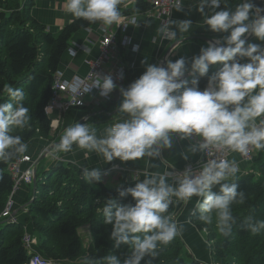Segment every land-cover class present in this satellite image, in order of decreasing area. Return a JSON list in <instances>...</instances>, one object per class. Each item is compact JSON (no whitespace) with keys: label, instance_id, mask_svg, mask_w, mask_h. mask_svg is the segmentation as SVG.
I'll return each instance as SVG.
<instances>
[{"label":"clouds","instance_id":"9594fccd","mask_svg":"<svg viewBox=\"0 0 264 264\" xmlns=\"http://www.w3.org/2000/svg\"><path fill=\"white\" fill-rule=\"evenodd\" d=\"M122 4L124 0H66L64 10L89 23L138 26L135 16L130 23L124 22ZM193 6L203 17L201 26L226 35L201 46L199 55L191 58L190 67L183 56L174 61L166 59L160 65L148 63L145 57L141 61L145 65L143 73L127 87L119 86L116 112L123 118L108 124L100 135L96 127L85 122L68 125L56 145L59 151L71 152L75 145L96 153L105 162L147 157L151 169L159 167L154 161L162 158L164 149L172 148L174 137L190 141L187 152L192 154L210 148L241 155H248L250 148L264 150V43L247 39L254 36L264 42V5L240 0L233 8L228 6V0H195L189 11ZM170 7L183 11L184 0H172ZM167 17L156 29L166 39L175 41L178 35L192 29L190 19H172L170 13ZM68 51L76 54L73 48ZM212 65L219 67L209 76ZM188 76L192 77L190 81ZM205 76L207 83L201 89L199 77ZM117 87L111 74H97L91 84L72 89L77 94L74 104H82L79 97L93 88L107 97ZM3 92L14 101L0 103V160L6 161L27 152L28 144L13 134V129L28 126L31 116L23 104V88L5 84ZM183 158L188 159V155L183 154ZM239 171L235 159L219 157L179 173L145 171L142 180L135 177L134 186H119L118 196L130 195L134 203H118L109 196L102 207L103 223L112 226L109 236L113 247L127 245L129 252L123 259L115 254L100 258L86 255L82 264H141L146 256L155 258L158 245H168L183 231L182 224L165 215L173 197L185 204L193 197L199 198L195 205L199 219L211 225L214 213L219 233L229 236L237 222L231 205L244 203L243 192L233 182ZM81 174L91 184L101 182L107 172L85 166ZM169 176L174 183L168 182ZM217 187L218 191H214ZM242 227L257 234L264 230V221L248 216ZM146 264H151V260Z\"/></svg>","mask_w":264,"mask_h":264},{"label":"trees","instance_id":"16d2710c","mask_svg":"<svg viewBox=\"0 0 264 264\" xmlns=\"http://www.w3.org/2000/svg\"><path fill=\"white\" fill-rule=\"evenodd\" d=\"M32 6L33 0H0V103H14L3 92L5 84L24 89L23 104L29 109L31 120L25 128L13 129V134L20 135L26 144L37 137L49 139L53 135L45 105L71 37L80 30L102 25L74 18L53 33L32 17ZM120 8L123 15H131L145 13L151 6L145 0H134L133 5L122 4ZM217 67L219 65L210 66L208 75ZM207 78L199 77L201 89L206 86ZM109 104L101 106L106 108ZM18 156L0 160V214L13 185L8 167ZM43 162L44 159L37 163L34 192L32 181L25 183L31 187V192L22 205L33 198L25 208H19L26 211L25 220L8 221L0 217V264L27 263L30 255L23 242L25 234L35 238L33 247L48 259L71 264H82V257L86 255L100 258L115 254L123 259L129 248L127 245L119 249L113 247L114 241L109 236L112 226L103 223L102 207L109 196L115 197L118 203H134L130 195L119 197L117 188L134 186L137 181H121L113 187L102 181L89 184L82 179V168L75 163H61L47 169L42 166L39 171ZM256 166V172H247L233 180L238 185L237 190L243 192L244 203L231 205L237 222L229 236L219 233L214 213L211 225L199 219L196 207L189 214L190 223L208 242L214 264H264V230L252 234L242 227L248 216L254 221H264L263 156L257 158ZM214 191H218V187ZM173 214L172 202L165 215L173 217ZM82 226H87L89 231L87 242L79 233ZM184 249L185 243L178 235L168 245H158L157 256H146L141 264L149 260L151 264H201Z\"/></svg>","mask_w":264,"mask_h":264},{"label":"crops","instance_id":"0c3cea01","mask_svg":"<svg viewBox=\"0 0 264 264\" xmlns=\"http://www.w3.org/2000/svg\"><path fill=\"white\" fill-rule=\"evenodd\" d=\"M66 0H33V6L31 9V15L37 21L44 24L48 30L55 33L58 32L62 26L70 22L75 17L66 13L64 10V4ZM124 5H133L134 0H124ZM240 2V0H228L229 7H235V5ZM195 0H184V10L176 11L173 9L170 13V18L172 19H190L193 22L192 29L188 34L178 35L177 40L168 41L165 40L162 35L157 32L161 21L153 13H139L136 14L138 20V26L130 25L127 29V35L130 37L133 44L138 47L136 50H132L131 47L122 49L121 53L123 60L127 66V73L125 79L117 84V89L113 91V99L106 108L96 103H90L81 109H72L67 113L62 115L60 124L53 130V135L48 138L37 137L30 142H28V150L26 155H29L32 159L39 158L45 149L52 142H59L60 136L63 130L68 125L74 122H85L91 124L98 129V135L102 134L103 129L110 123H113L123 117L116 112V105L120 101L119 86L127 87V85L139 77L145 70V65L141 63L145 57H147V62L152 64H159L160 58L164 56L168 48L175 42H179L175 45L167 59L176 60L180 57H185L189 63L191 58L195 55H199V50L201 46H206L207 39H213L214 37L226 35V33H213L208 30L207 26H201V21L203 17L201 14L192 7L189 11V6L194 5ZM224 7V4H221ZM219 10V9H217ZM99 25L80 30L76 32L69 41L68 50L73 48L75 55H70L69 51L65 53L62 58L61 66L58 71L62 73L64 79H71L74 76H84L87 71V66L84 63L85 59H93L98 55V45L97 40L99 38ZM256 40V38H254ZM251 40L250 42H254ZM264 43V42H255ZM115 112L114 114H112ZM58 117L56 111L51 113V118ZM190 141L180 140L174 137L173 146L170 149H164L162 151V158L154 161L159 164L157 168L148 167V158L143 160L127 161L122 162L119 159H114L111 162H105L101 156L96 153H89L86 150H81L75 145L71 152H62L57 148L53 149L48 156L52 157V163L50 166L72 162L80 166L82 169L86 166L88 168H99L102 173L105 172L114 163L119 164L122 167L132 170L135 173V177L139 179L144 178L145 171H159L165 173L168 171H178L182 170L187 164H193L200 160L201 153L197 152L195 154L187 152V147ZM253 157L249 161H244L239 153L231 152L228 155V159H235L239 165L240 171L237 173V177L247 173L256 172V160L260 156L264 157V150L252 149ZM188 155V159L183 158V154ZM25 165V166H24ZM42 166L48 168V166L42 164ZM26 167V164H23ZM107 172V171H106ZM126 180H136L133 179L131 173H117V172H107V175L102 176V182L108 186H115L121 181ZM137 181V180H136ZM169 183H174L172 176L168 178ZM31 187L27 184H21L19 189L13 196L14 208H21L26 200L27 196L30 194ZM199 198L193 197L187 204L183 201L177 200L173 197L172 202L174 204V214L173 217L178 222V224L183 225V231L179 235L185 246L188 247V251L197 259L202 261H207V254L209 250L208 243L202 238L201 234L195 232L194 226L189 221V214L194 210L196 201ZM22 205V206H21ZM17 216V215H16ZM26 217V211H23L17 218L22 219ZM84 232L85 235L82 236ZM79 233L84 240L87 242L89 240V231L87 226H82L79 228Z\"/></svg>","mask_w":264,"mask_h":264},{"label":"built area","instance_id":"2783aa9c","mask_svg":"<svg viewBox=\"0 0 264 264\" xmlns=\"http://www.w3.org/2000/svg\"><path fill=\"white\" fill-rule=\"evenodd\" d=\"M151 6V8L145 13L153 12L159 19H167L168 14L173 10L170 5L172 0H145ZM136 14L124 15V22L130 23L131 18ZM132 24H128L126 27L124 25L112 24L111 26L99 25V38L97 40L98 45V55L93 59H85L84 63L87 66V71L84 76H74L73 78L67 80L62 77L60 71L56 72L54 82L51 87V97L45 105V113L49 116L53 111H56L58 117L51 119V128L55 130L60 124L61 117L71 109H81L90 103H96L97 105L107 104L113 99V92L107 96L102 97L99 95V90L93 88L91 92L85 93L79 97L83 101L82 104H74L77 99V94L72 91V89L83 87L91 84V82L96 78L97 74H111L115 83H121L127 73V66L123 60L122 49L131 47L132 50L137 49V45L133 44L130 37L127 35V29ZM165 40L173 41L171 39ZM170 53V52H169ZM168 53V55H169ZM160 58L159 61H161ZM123 73L122 78L120 73ZM190 76L187 77L189 79ZM240 154V153H239ZM229 152L220 151L215 148H210L206 152L201 153V158L199 161L193 164H187L182 170L175 171L176 173L182 172L186 167H191L193 169L198 168L202 163L206 162L208 159L226 157L228 158ZM244 161H249L253 157L252 149L248 155H241ZM23 164L26 167L23 168ZM34 161L26 154H21L16 160H14L8 167L9 172L12 175L13 185L9 197L6 201L4 209L2 210L0 217H8L9 221H15L11 216L14 208L13 195L18 190L19 186L23 183H30L32 181L31 173ZM108 173H131L133 179H135V173L132 170H128L125 167L114 163L106 170ZM23 242L26 249L31 253L27 264H51V261L42 257L41 255L35 253L33 250V245L35 244V239L29 234H25L23 237Z\"/></svg>","mask_w":264,"mask_h":264},{"label":"water","instance_id":"95a60500","mask_svg":"<svg viewBox=\"0 0 264 264\" xmlns=\"http://www.w3.org/2000/svg\"><path fill=\"white\" fill-rule=\"evenodd\" d=\"M253 2L257 5H264V0H253ZM253 36H248L247 39L250 40ZM204 40H211V39H207V38H204ZM179 43V42H178ZM177 42H175L174 44H172L168 50L165 52L164 56H162V59L161 61H159V64H163L164 61L168 58V53L171 51V49L178 44ZM115 112H113L112 114H114ZM59 142H52L49 144V146L45 149V151L43 152V154L37 158L35 161H34V164H33V167H32V173H31V178H32V185H33V192H34V186L36 184V169H37V163L38 161L48 157V154L50 151H52L53 149L57 148L56 145L58 144ZM33 198H31L28 203H25L21 208H25L31 201H32ZM23 210V209H22ZM17 213V210H15L13 213H12V216H15Z\"/></svg>","mask_w":264,"mask_h":264},{"label":"rangeland","instance_id":"374dc122","mask_svg":"<svg viewBox=\"0 0 264 264\" xmlns=\"http://www.w3.org/2000/svg\"><path fill=\"white\" fill-rule=\"evenodd\" d=\"M33 161H35V160H33ZM52 163V157L51 156H48V157H46V158H44V164H45V166L47 165L48 167L50 166V164ZM41 167L39 168V171L41 170V168H42V165H40ZM20 187V186H19ZM19 189V188H18ZM31 192V191H30ZM22 206V205H21ZM24 210H17V213H16V215H17V217L18 216H20V214L23 212ZM174 218V217H173ZM175 219V218H174ZM19 221H24L25 220V218H22V219H18ZM194 226V225H193ZM194 229H195V232H198V230L196 229V227L194 226ZM199 234H201L200 232H198ZM83 235H85L84 234V232L82 233V236ZM201 236H202V234H201ZM202 238L204 239V237L202 236ZM205 240V239H204ZM84 241H86V240H84ZM206 243H208L207 241H205ZM209 245V244H208ZM209 247V246H208ZM185 248H186V250H185V252H187V253H190L189 251H188V247L187 246H185ZM184 252V258H185V260L186 261H188L189 260V257L187 256V254ZM44 255V254H43ZM45 256V255H44ZM46 257V256H45ZM194 257V256H193ZM47 258V257H46ZM195 258V257H194ZM195 259H197V258H195ZM197 260H199V259H197ZM207 261H202V260H199L200 261V263L201 264H214L213 263V261H212V259H211V257H210V250H208V254H207V259H206ZM50 261H51V264H60V262H59V260H55V259H50ZM65 264H71V263H67V262H65ZM72 264H75V263H72Z\"/></svg>","mask_w":264,"mask_h":264}]
</instances>
